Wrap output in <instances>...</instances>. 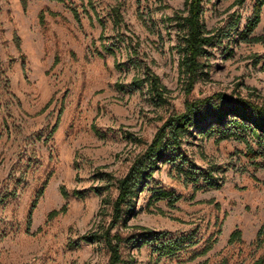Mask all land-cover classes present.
<instances>
[{
  "label": "rangeland",
  "instance_id": "rangeland-1",
  "mask_svg": "<svg viewBox=\"0 0 264 264\" xmlns=\"http://www.w3.org/2000/svg\"><path fill=\"white\" fill-rule=\"evenodd\" d=\"M254 1L203 0L202 19L215 40L202 57L206 72L188 89L178 72L182 30L170 19L175 11L185 13V0H0V264H106L104 243L80 238L110 219L117 190L101 172L125 174L166 117L189 100L219 91L264 100V44L238 36ZM261 33L264 4L252 31ZM134 55L167 88L157 104L146 83L131 85L142 72L130 61ZM182 148L197 170L215 168L220 184L195 189L161 161L135 198L128 226L113 230L125 235L142 225L170 238L191 234L185 243L192 244L160 255L155 240L123 241L122 258L129 264L264 258V241L253 242L264 216V155L255 164L243 141L217 133L194 132ZM197 184H204L202 176ZM159 188L180 198L173 204L157 199L152 194ZM235 228L241 238L228 242ZM215 237L207 252L191 257Z\"/></svg>",
  "mask_w": 264,
  "mask_h": 264
},
{
  "label": "trees",
  "instance_id": "trees-1",
  "mask_svg": "<svg viewBox=\"0 0 264 264\" xmlns=\"http://www.w3.org/2000/svg\"><path fill=\"white\" fill-rule=\"evenodd\" d=\"M64 2L65 0H57ZM203 0H185V13L175 11L170 19H175L179 29L182 30L181 37L177 43L178 72L180 78L185 81L188 89H191L194 82L206 71H204L205 62L203 56L209 54L208 46L215 40V35L206 28L202 19ZM264 0H255L252 14L238 36L245 41L260 42L264 44V33L252 34L253 29L260 20V11ZM71 10L77 17L76 8L71 6ZM103 48L112 50L111 47L103 43ZM132 53H136L135 47ZM132 63L142 68L141 75H134L131 79V85L140 86L146 83L150 98L157 104L158 101L165 99L166 86L161 82L157 73L148 65L146 61L138 59L137 55L129 57ZM264 62V61H263ZM22 65H24L22 61ZM196 132L197 135L218 134V139L233 136L243 141L247 147L245 154L254 161L255 158L264 155V100L257 102L240 95L216 92L202 98L189 100L185 108L179 112L169 114L163 123L158 127L151 141L146 145L142 152L138 153L132 160L125 174L121 177H114L111 173H103L100 177L108 184H114L116 195L110 201L111 214L105 227L100 229H90L80 235L84 242L101 241L108 251V260L106 264H129L122 258L120 245L123 241H132L136 243L149 242L155 240V250L160 255L171 254L184 246L192 244L185 243L191 238V234L181 235L176 238L166 237V231H158L147 226H136L137 231L128 232L123 235L119 230H113L118 225L128 226L127 218L134 206L135 198L145 187L153 172L157 169L159 162L169 161L172 166L178 169L179 174H183V181L190 180L194 183L195 189L201 186H218L220 183L213 177L210 167L203 170H197L196 163L189 158L183 151L182 144L187 137ZM250 139L257 145L255 148ZM178 159V160H177ZM258 164L257 161H254ZM184 164H187L185 167ZM179 176V175H178ZM202 176L204 184H197L198 177ZM113 180V181H112ZM101 186H94L95 192H100ZM62 193L67 194L64 190ZM74 194H82L83 191L74 190ZM34 197L31 207L28 210V223L33 207L35 206L39 194ZM152 196L157 199L167 198L170 204H173L180 198L174 190L159 188L154 191ZM106 200V199H105ZM108 203L109 201H104ZM57 213L58 210H52ZM28 227V226H27ZM161 238V239H160ZM241 230L233 229L228 237V242L240 240ZM216 237L207 239V242L201 249L193 251L191 257L204 254L214 244ZM264 241V216L258 227L253 242L260 246ZM263 256H258L251 264H263Z\"/></svg>",
  "mask_w": 264,
  "mask_h": 264
}]
</instances>
